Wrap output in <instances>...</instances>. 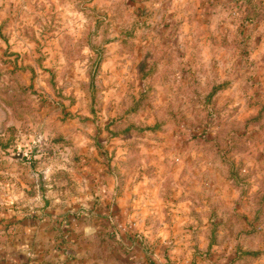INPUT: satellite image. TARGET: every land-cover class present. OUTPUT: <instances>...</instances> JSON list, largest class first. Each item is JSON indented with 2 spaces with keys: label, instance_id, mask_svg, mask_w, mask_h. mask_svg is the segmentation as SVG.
<instances>
[{
  "label": "rangeland",
  "instance_id": "1",
  "mask_svg": "<svg viewBox=\"0 0 264 264\" xmlns=\"http://www.w3.org/2000/svg\"><path fill=\"white\" fill-rule=\"evenodd\" d=\"M22 191L104 194L160 264H264V0H0V206Z\"/></svg>",
  "mask_w": 264,
  "mask_h": 264
},
{
  "label": "crops",
  "instance_id": "2",
  "mask_svg": "<svg viewBox=\"0 0 264 264\" xmlns=\"http://www.w3.org/2000/svg\"><path fill=\"white\" fill-rule=\"evenodd\" d=\"M103 196L86 208L40 191L9 195L0 206V264H160L146 241L114 225Z\"/></svg>",
  "mask_w": 264,
  "mask_h": 264
},
{
  "label": "water",
  "instance_id": "3",
  "mask_svg": "<svg viewBox=\"0 0 264 264\" xmlns=\"http://www.w3.org/2000/svg\"><path fill=\"white\" fill-rule=\"evenodd\" d=\"M22 156H23L22 153H19L18 155H16V157H18V158H21Z\"/></svg>",
  "mask_w": 264,
  "mask_h": 264
}]
</instances>
